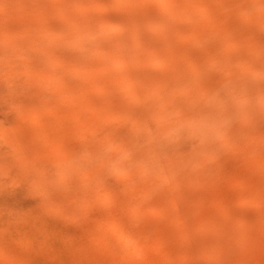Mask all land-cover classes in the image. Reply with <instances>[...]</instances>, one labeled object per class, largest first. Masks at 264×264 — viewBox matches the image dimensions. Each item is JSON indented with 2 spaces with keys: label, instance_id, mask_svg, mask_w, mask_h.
<instances>
[{
  "label": "rangeland",
  "instance_id": "374dc122",
  "mask_svg": "<svg viewBox=\"0 0 264 264\" xmlns=\"http://www.w3.org/2000/svg\"><path fill=\"white\" fill-rule=\"evenodd\" d=\"M0 264H264V0H0Z\"/></svg>",
  "mask_w": 264,
  "mask_h": 264
}]
</instances>
